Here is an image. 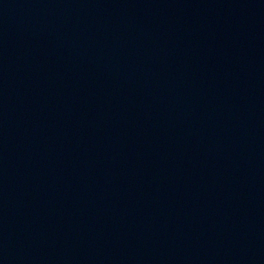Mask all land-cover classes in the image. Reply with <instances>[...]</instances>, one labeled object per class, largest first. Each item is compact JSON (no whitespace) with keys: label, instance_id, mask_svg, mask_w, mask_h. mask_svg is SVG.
I'll return each instance as SVG.
<instances>
[{"label":"water","instance_id":"obj_1","mask_svg":"<svg viewBox=\"0 0 264 264\" xmlns=\"http://www.w3.org/2000/svg\"><path fill=\"white\" fill-rule=\"evenodd\" d=\"M0 264H46L26 141L1 43Z\"/></svg>","mask_w":264,"mask_h":264}]
</instances>
